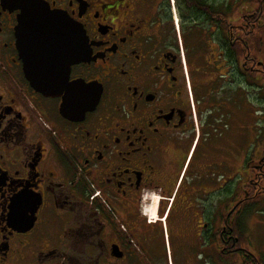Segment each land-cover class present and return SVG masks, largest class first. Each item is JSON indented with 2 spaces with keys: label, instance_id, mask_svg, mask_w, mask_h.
Segmentation results:
<instances>
[{
  "label": "flooded vegetation",
  "instance_id": "flooded-vegetation-1",
  "mask_svg": "<svg viewBox=\"0 0 264 264\" xmlns=\"http://www.w3.org/2000/svg\"><path fill=\"white\" fill-rule=\"evenodd\" d=\"M33 2L81 53L51 93L18 45ZM255 7L263 24L264 0H0V264H264Z\"/></svg>",
  "mask_w": 264,
  "mask_h": 264
},
{
  "label": "water",
  "instance_id": "water-1",
  "mask_svg": "<svg viewBox=\"0 0 264 264\" xmlns=\"http://www.w3.org/2000/svg\"><path fill=\"white\" fill-rule=\"evenodd\" d=\"M59 17V14L47 6L33 2L30 6L23 8L16 30L18 45L25 59L26 76L35 89L38 88L47 93L56 90L54 81L60 80L61 72L66 71L68 73L70 64L81 58L80 52L71 51V47L68 48V45H65L76 38L75 31L73 28H69L68 24L67 27H62ZM63 45L69 50L63 53H60L59 50L53 51L54 48L60 49ZM40 57L47 59L62 58V60L58 61L57 65L56 62L52 61L50 76L39 78L36 74V58ZM39 69L46 71L49 68L46 67V63H42ZM77 85L84 86L83 83ZM69 96L65 100L71 103L79 98L76 93Z\"/></svg>",
  "mask_w": 264,
  "mask_h": 264
},
{
  "label": "trees",
  "instance_id": "trees-1",
  "mask_svg": "<svg viewBox=\"0 0 264 264\" xmlns=\"http://www.w3.org/2000/svg\"><path fill=\"white\" fill-rule=\"evenodd\" d=\"M262 9L259 7H255V8H249L245 14L247 16H249L250 18H254V20L250 21L249 23V32L251 33H256V31L261 32L264 35V22L263 24H260V18L262 15ZM261 12V14H260ZM218 13H219V9H218ZM263 25V26H259ZM257 34V33H256ZM258 35V34H257ZM262 35V36H263ZM249 48L254 50L255 52L259 50V48L261 47V45L264 47V36H263V40H259L257 37H251L249 38Z\"/></svg>",
  "mask_w": 264,
  "mask_h": 264
},
{
  "label": "rangeland",
  "instance_id": "rangeland-1",
  "mask_svg": "<svg viewBox=\"0 0 264 264\" xmlns=\"http://www.w3.org/2000/svg\"><path fill=\"white\" fill-rule=\"evenodd\" d=\"M255 86H249V98H248V111H249V115L250 116H254V113H256V108H257V101L255 98L256 95H257V92H255ZM261 95V94H260ZM259 95V97H260ZM256 243V242H255ZM255 246L257 247V245L255 244ZM257 250V248H255ZM217 264H225L224 262L218 260V263Z\"/></svg>",
  "mask_w": 264,
  "mask_h": 264
}]
</instances>
